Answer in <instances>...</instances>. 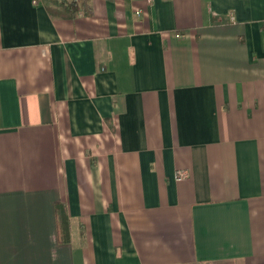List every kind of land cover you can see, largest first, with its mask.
<instances>
[{"label":"crops","instance_id":"crops-1","mask_svg":"<svg viewBox=\"0 0 264 264\" xmlns=\"http://www.w3.org/2000/svg\"><path fill=\"white\" fill-rule=\"evenodd\" d=\"M0 264H264V0H0Z\"/></svg>","mask_w":264,"mask_h":264},{"label":"trees","instance_id":"trees-1","mask_svg":"<svg viewBox=\"0 0 264 264\" xmlns=\"http://www.w3.org/2000/svg\"><path fill=\"white\" fill-rule=\"evenodd\" d=\"M70 8L76 6V2L68 4ZM60 223L65 232H68V218L66 215H60Z\"/></svg>","mask_w":264,"mask_h":264},{"label":"built area","instance_id":"built-area-1","mask_svg":"<svg viewBox=\"0 0 264 264\" xmlns=\"http://www.w3.org/2000/svg\"><path fill=\"white\" fill-rule=\"evenodd\" d=\"M138 14H140V11H137ZM179 179L188 177L187 171H179L178 173Z\"/></svg>","mask_w":264,"mask_h":264}]
</instances>
